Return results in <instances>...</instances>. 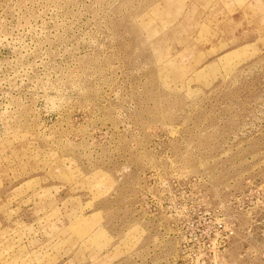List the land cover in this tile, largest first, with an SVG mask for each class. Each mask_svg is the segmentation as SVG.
Masks as SVG:
<instances>
[{
    "label": "rangeland",
    "instance_id": "1",
    "mask_svg": "<svg viewBox=\"0 0 264 264\" xmlns=\"http://www.w3.org/2000/svg\"><path fill=\"white\" fill-rule=\"evenodd\" d=\"M0 264H264V0H0Z\"/></svg>",
    "mask_w": 264,
    "mask_h": 264
}]
</instances>
